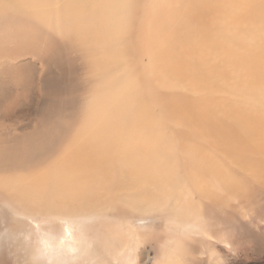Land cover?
<instances>
[{
  "label": "bare ground",
  "instance_id": "6f19581e",
  "mask_svg": "<svg viewBox=\"0 0 264 264\" xmlns=\"http://www.w3.org/2000/svg\"><path fill=\"white\" fill-rule=\"evenodd\" d=\"M12 43L0 60L29 59L6 70L0 66V78L13 88L33 80L31 67L40 69L39 84L50 96L51 81L63 74L72 73L77 85L66 89L73 102L66 130L72 134L44 167L12 180L0 171V190L40 193L52 208L58 201L95 199L100 191L108 198L125 186H155L160 168L133 145L144 139L124 134L132 122L150 136V115L142 112L149 100L176 140L192 141L179 135L187 124L193 142L223 158L232 155L229 161L240 170L264 181V115L253 111L259 99L245 98L246 88L264 89V0H0V47ZM34 87L13 93L1 120L36 109L26 102ZM225 93L231 103L213 99ZM54 103L41 111L44 119L60 117ZM34 116L32 128L39 123ZM117 139L130 142L128 156L114 153ZM48 167L67 177L46 181ZM207 195L215 196L212 188Z\"/></svg>",
  "mask_w": 264,
  "mask_h": 264
},
{
  "label": "rangeland",
  "instance_id": "374dc122",
  "mask_svg": "<svg viewBox=\"0 0 264 264\" xmlns=\"http://www.w3.org/2000/svg\"><path fill=\"white\" fill-rule=\"evenodd\" d=\"M230 37L234 38L231 32ZM5 57L0 60L1 70L29 60ZM29 70L33 80L20 88L0 78V91L7 93L0 95V114L13 93L35 86L26 102L36 109L22 108L8 119L4 115V121L0 115V171L11 180L20 172L47 165L72 134L66 130L73 103L66 89L76 78L66 73L51 81L55 93L50 96L39 84L40 69ZM246 89V100L260 101L253 111L264 115V89ZM213 99L233 101L226 93ZM52 103L60 117L44 119L41 111ZM35 112L39 123L32 128ZM142 112L150 115L146 122L150 136H142L132 122L124 134L144 139L133 145L148 152L151 164L160 168L156 185L125 186L108 198L100 191L95 199L58 201L52 208L40 193L0 190V264H264V181L240 170L229 161L235 160L232 155L223 158L193 142L187 124L180 126L179 135L186 133L192 141L176 140L174 129L164 126L161 110L152 101ZM38 137L45 138L43 144L35 143ZM130 145L117 139L114 153L128 156ZM99 150L104 151L100 146ZM56 170L48 167L45 180L67 177ZM213 172L214 181L209 178ZM226 185L228 191L220 190ZM208 188L214 197L207 195Z\"/></svg>",
  "mask_w": 264,
  "mask_h": 264
}]
</instances>
